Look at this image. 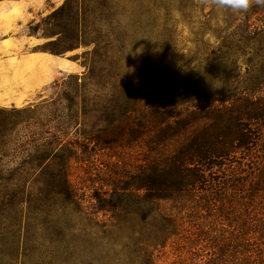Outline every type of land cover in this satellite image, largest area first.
<instances>
[{
	"label": "rangeland",
	"instance_id": "rangeland-1",
	"mask_svg": "<svg viewBox=\"0 0 264 264\" xmlns=\"http://www.w3.org/2000/svg\"><path fill=\"white\" fill-rule=\"evenodd\" d=\"M0 1L13 5L0 7V16L10 21L0 33V264H127L86 236L95 225L69 207L63 180L68 173L77 197L89 206L100 183L138 164L144 150L92 146L90 153L79 150L70 159V147H65L43 157L37 141L66 131L67 141L75 142L82 140V130L105 126L110 116L104 108L114 87L126 89L121 96L126 99L171 80L178 84L182 62L191 61L189 50L191 71L207 74L206 85L217 81L216 70L210 74L212 55L222 51L229 26L241 16L218 10L211 0ZM197 38L205 39L198 52L192 44ZM167 56L176 58L180 68L166 69ZM61 60L76 66L65 70ZM216 69L223 74L224 69ZM77 82L85 86L76 87ZM63 94L79 95L76 103L84 114L78 124L68 112V119L15 113ZM110 217L101 213L99 219ZM177 246L163 250L159 263L177 264ZM186 256L196 258L187 251Z\"/></svg>",
	"mask_w": 264,
	"mask_h": 264
},
{
	"label": "trees",
	"instance_id": "trees-1",
	"mask_svg": "<svg viewBox=\"0 0 264 264\" xmlns=\"http://www.w3.org/2000/svg\"><path fill=\"white\" fill-rule=\"evenodd\" d=\"M236 15L238 23L229 26L222 51L209 64L217 81L206 85L207 74L191 71L192 51L181 68L167 56L166 69H182L178 84L171 80L126 99V89L114 87L105 126L82 130L75 142L67 141L66 131L37 141L43 157L65 147L70 159L92 146L144 150L142 161L100 183L89 206L77 197L68 173L63 180L69 207L95 225L86 236L102 242L112 257L160 264L161 252L178 244L177 264H264V6ZM199 42L205 39L192 42L197 52ZM78 97L63 94L15 113L38 119L67 118L68 112L78 124L84 114ZM101 213L111 217L100 220Z\"/></svg>",
	"mask_w": 264,
	"mask_h": 264
},
{
	"label": "clouds",
	"instance_id": "clouds-1",
	"mask_svg": "<svg viewBox=\"0 0 264 264\" xmlns=\"http://www.w3.org/2000/svg\"><path fill=\"white\" fill-rule=\"evenodd\" d=\"M211 3L218 10L229 9L234 13L246 12L253 3L264 6V0H211Z\"/></svg>",
	"mask_w": 264,
	"mask_h": 264
},
{
	"label": "crops",
	"instance_id": "crops-1",
	"mask_svg": "<svg viewBox=\"0 0 264 264\" xmlns=\"http://www.w3.org/2000/svg\"><path fill=\"white\" fill-rule=\"evenodd\" d=\"M13 5H11L10 3H5V1H0V7L2 9H5L7 7H11ZM10 24V21L7 17H4V16H0V33L3 32L4 30H7L8 29V26ZM47 62H52L51 59L47 58L46 59ZM55 62V61H53ZM70 62L69 61H65V60H61V61H58V64L64 66L65 70L68 69V68H72L74 69L75 66L74 64H71V65H68Z\"/></svg>",
	"mask_w": 264,
	"mask_h": 264
}]
</instances>
